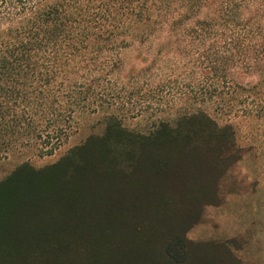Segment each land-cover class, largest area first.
Wrapping results in <instances>:
<instances>
[{"label": "trees", "instance_id": "1", "mask_svg": "<svg viewBox=\"0 0 264 264\" xmlns=\"http://www.w3.org/2000/svg\"><path fill=\"white\" fill-rule=\"evenodd\" d=\"M167 48L191 82L132 129L127 86H164ZM95 116L101 134L0 180V264H244L236 238L187 232L221 204L229 170L264 150V0H0L4 152L52 155Z\"/></svg>", "mask_w": 264, "mask_h": 264}, {"label": "rangeland", "instance_id": "2", "mask_svg": "<svg viewBox=\"0 0 264 264\" xmlns=\"http://www.w3.org/2000/svg\"><path fill=\"white\" fill-rule=\"evenodd\" d=\"M212 41L206 40L205 44L209 45ZM159 42V40L155 41L156 44ZM195 44L193 48L188 46V49L193 53L196 52L194 56L198 57L197 46L203 44V41H197ZM170 49L167 48L156 58L164 66L163 75L166 81L164 86H149L150 90L147 92L145 76L127 86V88L135 86L138 96L129 100L126 107L127 113L125 111L122 114L126 126L147 131L151 128V117L156 114L163 115L161 111L164 109V104H167V100L171 99L169 104L172 105L176 101L177 95L187 90L191 81L184 80L177 75L182 69H177V63L172 57L174 52ZM221 50H226V48L222 47ZM149 54L148 63L151 67L148 73L157 78L160 73L159 65L154 63L155 60L152 62L155 57L153 51L147 53L148 56ZM136 55L139 56L137 52L128 54L124 72H127ZM141 64V62H136V66ZM176 76L178 77L175 81ZM181 106H183L182 103L178 102L175 109L182 110ZM172 112L175 114V110ZM103 130L104 123L101 121V116L85 118L82 120L78 133L52 155L40 156L36 151L24 146H9L10 152L6 151L7 149L4 152L7 146H0V180L6 178L21 162L26 160L36 167L52 164L73 145L84 141L90 134H101ZM260 146H264V139ZM221 189L223 195L221 204L208 205L204 208L199 222L188 230V238L194 242L223 241L236 238L234 245L240 248L236 253L242 263H264V150L254 148L251 150V154L247 153L226 174Z\"/></svg>", "mask_w": 264, "mask_h": 264}]
</instances>
